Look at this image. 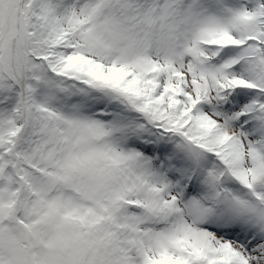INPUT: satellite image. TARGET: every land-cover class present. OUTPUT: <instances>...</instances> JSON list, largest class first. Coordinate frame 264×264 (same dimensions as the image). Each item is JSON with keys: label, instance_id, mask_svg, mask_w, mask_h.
Segmentation results:
<instances>
[{"label": "snow or ice", "instance_id": "6c2138e0", "mask_svg": "<svg viewBox=\"0 0 264 264\" xmlns=\"http://www.w3.org/2000/svg\"><path fill=\"white\" fill-rule=\"evenodd\" d=\"M0 264H264V0H0Z\"/></svg>", "mask_w": 264, "mask_h": 264}]
</instances>
